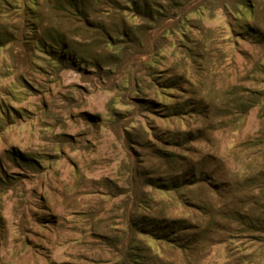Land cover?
Returning a JSON list of instances; mask_svg holds the SVG:
<instances>
[{
  "label": "rangeland",
  "instance_id": "rangeland-1",
  "mask_svg": "<svg viewBox=\"0 0 264 264\" xmlns=\"http://www.w3.org/2000/svg\"><path fill=\"white\" fill-rule=\"evenodd\" d=\"M223 1L184 0L147 50L99 69L39 48L40 5L0 0V264H118L127 252L264 264V55ZM173 165L204 178L150 185ZM134 217L184 219L195 245L135 231Z\"/></svg>",
  "mask_w": 264,
  "mask_h": 264
},
{
  "label": "trees",
  "instance_id": "trees-1",
  "mask_svg": "<svg viewBox=\"0 0 264 264\" xmlns=\"http://www.w3.org/2000/svg\"><path fill=\"white\" fill-rule=\"evenodd\" d=\"M30 2L41 6L40 11L30 14L36 18L40 27L38 40L43 52L73 67H81L82 63H87L102 69L105 63L120 54L147 50L150 46V29L176 16L184 0H42L41 3L39 0H29ZM222 6L227 11L231 9L235 12L236 24L242 30L239 33L257 45L264 55V0H224ZM44 8L60 17L53 19L55 25L45 21ZM132 17L137 20L133 21ZM166 84L164 86L167 89L175 85ZM178 109V113L185 112V106H178ZM27 159L28 162H35L31 157ZM171 161L174 164L176 159H171L169 164ZM173 166L179 169H174L162 178L148 177L150 185L167 191H180L197 186L204 178V170L197 177L194 167L186 171L190 168L189 165ZM253 220L248 218L244 220V224L255 226L256 222ZM260 220V227L264 231V210ZM186 226L184 219L162 221L134 217L132 221L135 231L141 230L154 239L181 248L182 251L193 249V242L195 245L197 240L196 233L192 239L193 235L190 229H185ZM138 254L127 252L118 264H161L156 259L147 263L143 260L145 257H138ZM242 259V256L233 257L228 264H245Z\"/></svg>",
  "mask_w": 264,
  "mask_h": 264
}]
</instances>
